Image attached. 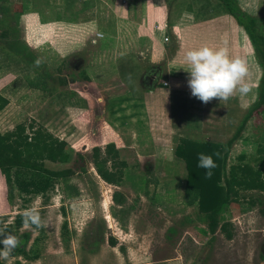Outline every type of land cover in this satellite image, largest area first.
Masks as SVG:
<instances>
[{"label": "rangeland", "instance_id": "obj_1", "mask_svg": "<svg viewBox=\"0 0 264 264\" xmlns=\"http://www.w3.org/2000/svg\"><path fill=\"white\" fill-rule=\"evenodd\" d=\"M201 1L204 5L198 0L153 1L155 7L167 4L172 24L158 27L156 35L143 17L141 0H64V6L59 0H0V93L9 99L0 111V131L25 123L31 134L33 123V130L42 126L64 140L72 155L66 166L76 170L70 184L79 190L69 196L61 179H55L45 191L32 186L28 192L16 182L11 193L0 171V230L33 206L45 225L24 224L20 232L32 234L27 255L0 262L264 264V191L240 189L241 204L232 203L221 214L233 223L232 239L219 230L210 233L198 204L187 203L188 171L176 155L177 144L182 138H230L257 100L261 76L253 49L248 79L254 87L244 97L204 104L188 85L172 83L177 74L170 65L173 54L193 38L186 35V25H173L179 16L203 5L200 21L203 14V19L225 14L240 26L217 3ZM240 2L260 15L255 0ZM197 40L196 46L205 44ZM241 42L249 46L246 32ZM131 65L135 73L129 75ZM110 142L128 163L120 186L107 183L91 158L94 147L104 151ZM260 143L263 114L248 121L230 148L228 169L258 164ZM35 175L22 170L18 176L29 180ZM115 191L125 195L122 205L113 199Z\"/></svg>", "mask_w": 264, "mask_h": 264}, {"label": "trees", "instance_id": "obj_2", "mask_svg": "<svg viewBox=\"0 0 264 264\" xmlns=\"http://www.w3.org/2000/svg\"><path fill=\"white\" fill-rule=\"evenodd\" d=\"M211 1L233 16L250 39L261 68L257 100L244 114L235 133L226 141L182 138L176 146V155L185 161L188 171L185 193L187 203L189 205L198 204L201 220L206 223L210 233L214 235L219 230L228 239H232L234 236L233 223L230 220H223L221 214L232 203L241 204L240 189L264 191V143H260L257 149L258 164H232L228 169L230 148L237 139L242 137L251 118L264 115V34L261 32L264 15L251 13L242 7L240 0ZM17 10L22 11L20 5L17 6ZM121 72L123 73L122 69ZM134 73L135 66L131 65L129 75ZM39 85L36 82L33 86L38 87ZM8 103L9 99L0 93V111ZM30 128L31 134L27 132L25 123H19L13 130L4 133L0 131V171L6 178L9 192L12 193L15 190L14 183L16 182L28 192L32 186L37 191H45L52 180L61 179L64 191L70 192L69 196H77L79 190L70 184L76 170L71 166H66V163L72 159L71 153L67 150V143L42 126L33 130L35 127L31 123ZM200 153L211 155L217 165L211 170L210 178L206 177V169L197 166ZM91 158L97 172L107 183L118 186L123 183L128 163L120 158L119 148L114 142L108 143L104 151L99 146L94 147ZM22 170L35 172L36 175L29 180L21 179L18 175ZM40 174L44 176L41 177ZM113 199L118 205L126 201L125 195L119 191H115ZM254 203L255 201L252 200L250 206ZM262 210L264 212V208ZM24 224H26L24 218L19 213L14 222L7 223L0 230V233L4 235L12 234L21 240V245L11 253L12 256L27 255L32 234L30 231L20 232ZM2 238L3 236H0V239ZM111 242L112 245H116L115 238L112 237ZM0 264L4 263L0 262ZM11 264H21V262L16 261Z\"/></svg>", "mask_w": 264, "mask_h": 264}, {"label": "clouds", "instance_id": "obj_3", "mask_svg": "<svg viewBox=\"0 0 264 264\" xmlns=\"http://www.w3.org/2000/svg\"><path fill=\"white\" fill-rule=\"evenodd\" d=\"M188 72V87L191 95L207 104L212 100L226 102L237 94L241 97L248 95L254 85L248 79L250 73L249 63L246 58L233 57L227 46V42L222 47L202 46L188 50L184 56ZM41 59L37 58L35 65H41ZM241 107H247L242 104ZM198 167L206 169V177L212 176V169L217 165L211 155L205 153L198 154ZM24 222L30 226L44 227V221L40 215V210L33 206L25 209L22 213ZM0 239V258L8 260L11 253L21 245L19 237L7 234Z\"/></svg>", "mask_w": 264, "mask_h": 264}, {"label": "crops", "instance_id": "obj_4", "mask_svg": "<svg viewBox=\"0 0 264 264\" xmlns=\"http://www.w3.org/2000/svg\"><path fill=\"white\" fill-rule=\"evenodd\" d=\"M153 1L156 0H141L144 5V9H146L145 14L143 13V17L145 16L147 19H150V22L155 29L154 33L157 35L156 29H159L158 27L167 28L171 27L172 24L170 21V12L167 4L161 7H155L151 4ZM208 1L210 2V0H207V2ZM250 1L252 3L253 0ZM263 3V0H255V5L257 7L255 8V11H260V15L264 14V8L260 7V5ZM59 4H63L64 6V0H59ZM197 4L204 5L201 0H198ZM203 5H200L199 9H202L204 7ZM199 9L197 10V8L194 7L191 11H188L186 13L184 12L183 15L177 18L176 23H173L174 26H176L178 22V25H186V35L188 34V32L193 34V38L189 40L190 45L184 46L185 48H181V50L177 52V55L173 54V59L170 61V65H173L174 67L173 71L177 72L176 76L175 74H173L174 76L173 78H171L172 83H174L175 86H178L179 84L188 85L189 74L183 68H181L186 67V64L184 62L185 54L181 55L180 53L187 52L188 50L199 48L204 45L218 48L224 46L225 42H227V46L233 57L240 56L246 58L249 63V67L250 64H252L251 51H253V48L251 46V43L249 42V46H244L241 42L243 35H245V31L240 26L236 27L232 21L227 20L229 16H226L225 14L224 16L220 13V16L211 15L207 17L209 19H203V17L205 16L203 14L201 15L202 21H200L199 18L197 19V16L200 15ZM197 39H200V43L204 42L205 44L196 46V43L199 41ZM231 49L235 50L234 54L231 52Z\"/></svg>", "mask_w": 264, "mask_h": 264}, {"label": "flooded vegetation", "instance_id": "obj_5", "mask_svg": "<svg viewBox=\"0 0 264 264\" xmlns=\"http://www.w3.org/2000/svg\"><path fill=\"white\" fill-rule=\"evenodd\" d=\"M155 70H157V69H156V68H155V69L153 68V69L151 70V72H152V76H153V77H156V76H157V75L155 76V73H156ZM153 81H154V80H153ZM153 81H151V82L153 83Z\"/></svg>", "mask_w": 264, "mask_h": 264}, {"label": "built area", "instance_id": "obj_6", "mask_svg": "<svg viewBox=\"0 0 264 264\" xmlns=\"http://www.w3.org/2000/svg\"><path fill=\"white\" fill-rule=\"evenodd\" d=\"M98 35H101L100 33H98ZM168 38L166 37V40H167Z\"/></svg>", "mask_w": 264, "mask_h": 264}]
</instances>
